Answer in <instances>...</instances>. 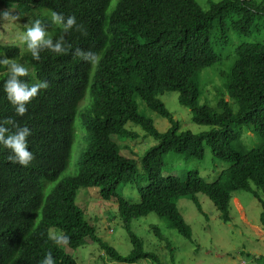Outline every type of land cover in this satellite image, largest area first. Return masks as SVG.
<instances>
[{"label":"trees","instance_id":"1","mask_svg":"<svg viewBox=\"0 0 264 264\" xmlns=\"http://www.w3.org/2000/svg\"><path fill=\"white\" fill-rule=\"evenodd\" d=\"M112 2L115 6L109 13ZM0 11H8V17H15L13 20L23 26L39 19L46 38L53 40L62 31L58 25L57 36L52 35L53 11L75 16L87 33L82 36L69 30L65 34L70 45L67 53L55 54L45 48L39 51L38 60L24 43L0 41V59L28 69V75L21 79L48 82V87L26 105L23 116L15 115L0 91V119L12 117L17 125L30 128L27 150L34 156L22 167L8 160L9 150L0 147V264H36L45 252H51L55 264H78L65 249L76 251L86 244H96L115 262L150 260L161 264L156 255L144 251L143 241L131 230L132 220L155 215L193 242L191 228L177 205L181 198H191L203 215L197 195L206 196L225 224L231 222L230 209L237 192L251 194L264 210V145L244 150L239 131L252 126L264 143V45L246 43L235 49L225 86L238 107L236 113L224 97L218 100L219 112L199 106L200 75L219 61L216 48L228 45L231 30L248 35L260 29L261 23L264 29V0H224L210 3L208 11L195 0H0ZM216 27L219 31L212 38ZM77 47L96 52L97 64L89 65L73 55ZM7 75L6 66L0 64V85ZM89 89L92 96L88 104ZM164 93H177L179 104L193 114V122L212 130L199 135L180 133L179 123L158 99ZM138 100L167 120L170 130L159 133L153 122L139 113ZM85 102L82 120L75 126ZM128 124L141 127L157 142L142 158V175L137 163L124 157L115 141L138 137L126 129ZM82 128L87 146L76 175L46 194L48 184L55 183L68 168L75 136L83 142ZM205 146L218 161L229 164L216 181L208 183L197 172L187 173L184 179L162 175L167 154L201 161ZM144 177L147 185L139 186L137 181ZM126 185H135L138 201L120 195V188ZM95 188L102 200L118 205L119 218L133 247L128 256H121L99 238L76 205L80 189ZM261 221L264 223V213ZM51 230L59 235L51 236ZM154 230L161 237L158 229ZM57 237L67 240L57 244ZM244 256L264 264V256Z\"/></svg>","mask_w":264,"mask_h":264},{"label":"rangeland","instance_id":"2","mask_svg":"<svg viewBox=\"0 0 264 264\" xmlns=\"http://www.w3.org/2000/svg\"><path fill=\"white\" fill-rule=\"evenodd\" d=\"M203 11L209 10L210 3H220L224 0H195ZM261 1V0H258ZM115 2H112L109 13L113 10ZM1 12V11H0ZM3 26H0V41L22 45L23 33L20 31L26 24L19 25L16 20L9 17H1ZM23 26V27H22ZM27 26L26 25L25 29ZM57 36L58 25L53 23ZM261 23L260 29H253L248 35L237 34L231 30L229 33L228 45L216 48L219 61L213 67L205 69L200 75L201 96L199 106H208L219 112L218 100L224 97L232 106L234 113L238 111L237 105L231 101L227 94L226 86L229 74L235 62V49L241 44H262L264 45V29ZM219 29L216 27L212 33L214 38ZM91 89L87 92L86 101L91 102ZM177 93H164L158 99L165 105L166 109L173 115L174 120L180 125L181 132H190L194 135L208 133L210 127L197 125L193 122V114L187 108L179 104ZM139 113L150 119L159 133H166L170 130L167 120L161 118L151 110L147 109L144 103L137 101ZM82 106V107H81ZM76 118V125L82 120V103ZM126 129L138 137L134 140L115 139L121 148L120 153L137 163L140 175L143 174L142 158L146 152L157 145L153 137L147 136L141 127L128 124ZM81 139L78 142V135L75 136V143L70 164L57 181L48 184L45 193L48 194L62 180L75 176L77 173L80 157L87 146L86 133L82 128ZM242 133L241 145L244 150L258 149L264 145L263 139L254 133L252 126H245L240 129ZM163 176H176L184 179L189 172H197L199 177L208 183L216 181L221 174L229 168V164L218 161L208 146H205L203 160L188 159L183 155L171 152L164 157ZM139 186L147 185L144 177L137 181ZM99 189H80L76 199V205L85 213V219L95 229L97 236L107 242L118 251L121 256H128L132 252V244L128 232L119 218L118 205L113 201H104L99 197ZM125 199L136 202L139 199L135 185L122 186L119 190ZM264 195V194H262ZM203 208L204 214H200L191 198H181L177 205L185 222L190 226L193 242H189L173 230L166 219L155 215L145 218L134 219L131 222L132 232L139 237L144 244V251L156 255L161 264H255L253 260L247 259L244 255L250 253L256 258L264 256V223L261 216L264 213L262 205L254 197L246 192L234 194L231 204V222L225 224L221 220V214L216 210L213 203L203 195H197ZM112 218L114 220L112 221ZM158 229V237L154 229ZM53 237L58 236L55 230L50 231ZM65 249V248H64ZM78 264H125L110 260L96 244H86L76 251L66 250ZM242 253L244 255H242ZM135 264H154L150 260H143Z\"/></svg>","mask_w":264,"mask_h":264},{"label":"clouds","instance_id":"3","mask_svg":"<svg viewBox=\"0 0 264 264\" xmlns=\"http://www.w3.org/2000/svg\"><path fill=\"white\" fill-rule=\"evenodd\" d=\"M10 15L8 11L0 12V17ZM50 20L62 29L61 34L55 40L46 38L45 28L39 19L29 22L30 26L26 27L21 37L34 60L40 58L39 51L45 48L55 54L67 53L70 45L65 40V34L69 30L78 31L82 36L87 35L84 27L76 22L75 16L65 17L63 13L53 11L50 14ZM72 54L79 57L80 60L87 61L89 65H96L99 59L96 52L82 51L79 47L73 49ZM0 64L6 66L8 73L6 79L0 85V91L3 92L5 98L13 107L15 115L23 116L27 111L26 105L37 95L39 90L48 87V82L47 80H35L29 83L28 80L21 79V77L28 75V69L22 64L10 61V59H0ZM30 135V128L17 125L12 117L0 119V147L9 150L8 160L22 167H27L34 158L33 153L27 150V137ZM62 240L66 241L67 237H57L54 242L60 244ZM36 264H55L51 252H45Z\"/></svg>","mask_w":264,"mask_h":264}]
</instances>
